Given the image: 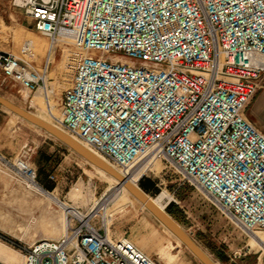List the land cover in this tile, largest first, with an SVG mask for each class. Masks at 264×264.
Wrapping results in <instances>:
<instances>
[{
	"label": "built area",
	"instance_id": "obj_1",
	"mask_svg": "<svg viewBox=\"0 0 264 264\" xmlns=\"http://www.w3.org/2000/svg\"><path fill=\"white\" fill-rule=\"evenodd\" d=\"M23 8L53 52L66 50L72 86L55 118L63 130L122 171L158 156L241 231L264 233V133L246 116L264 77V0H27ZM31 49L25 42L22 54ZM49 58L40 76L0 51V71L32 92ZM28 160L23 151L15 168L44 190ZM99 204L96 213L68 211L63 238L24 247V264H165L127 237L110 238Z\"/></svg>",
	"mask_w": 264,
	"mask_h": 264
},
{
	"label": "rangeland",
	"instance_id": "obj_2",
	"mask_svg": "<svg viewBox=\"0 0 264 264\" xmlns=\"http://www.w3.org/2000/svg\"><path fill=\"white\" fill-rule=\"evenodd\" d=\"M23 2L0 0V51L28 62L42 76L48 56L44 49L51 47L50 41L35 30L33 21L25 13ZM40 40L45 42L43 46L39 45ZM25 42L31 43L29 56L22 54ZM65 54L66 50L63 51L62 47L52 52L51 69L44 82H40L32 92L20 83L5 78L0 71V95L37 117H43V120L59 118L63 93L72 86V71L65 68ZM42 90L49 92L48 98L42 95L38 99ZM23 151H28V162L36 169L43 191L68 204V209L83 213L92 209L96 213L97 203H100L105 211L99 214L107 222L110 238L130 239L128 235L135 233L139 235V243L135 242L139 248L144 251L151 246L147 238L149 235L139 228L146 224L145 215L159 223L150 212L133 197L120 191L73 150L0 105V242L6 246L7 256L17 253V264L25 263L24 247L51 236L54 228L61 227L68 212V209L59 207L58 201H51L35 191L15 168L14 162ZM150 160L146 157L133 170L144 171ZM139 186L151 199H157L166 192L171 200H165V211L218 264H264L263 245L254 243L251 233H244L233 225L165 162L154 161L142 176ZM94 224L100 228L101 218L97 217ZM125 231L127 235L123 234ZM256 234L264 238L261 231ZM53 237L61 238L59 234ZM173 259L170 256L165 262L171 264ZM0 263L7 264L2 259Z\"/></svg>",
	"mask_w": 264,
	"mask_h": 264
},
{
	"label": "water",
	"instance_id": "obj_3",
	"mask_svg": "<svg viewBox=\"0 0 264 264\" xmlns=\"http://www.w3.org/2000/svg\"><path fill=\"white\" fill-rule=\"evenodd\" d=\"M0 105L12 112L13 114L19 116L25 121L31 123L32 125L45 131L64 146L70 148L75 153L85 158L89 163L103 169L110 175L117 178L120 183H124L121 176L116 174L114 170L109 168L105 163H103L96 156L88 152L82 146L77 144L74 140L69 138L60 130L56 129L49 123L45 122L41 118L32 114L31 112L15 105L11 101L7 100L0 95ZM127 189L145 206V208L166 228L168 229L177 239H179L202 264H218L213 259L210 258L207 253H205L193 240V238L177 223V221L166 211L159 208L144 192L134 188L133 186L127 184Z\"/></svg>",
	"mask_w": 264,
	"mask_h": 264
},
{
	"label": "bare ground",
	"instance_id": "obj_4",
	"mask_svg": "<svg viewBox=\"0 0 264 264\" xmlns=\"http://www.w3.org/2000/svg\"><path fill=\"white\" fill-rule=\"evenodd\" d=\"M27 2V0H24L23 5H25V3ZM43 44H45V42L42 40H40L39 45L43 46ZM50 46V45H49ZM45 52H47V58L45 60L44 65L47 62V59L49 58V61L51 62V56H52V50L51 47H49L48 49L45 48L44 49ZM30 60V59H29ZM32 60V59H31ZM49 92H46L45 90H42V93L38 94V99L42 98V95L48 96ZM51 107V106H50ZM16 117H19L17 115H15ZM53 117V115H52ZM43 118V117H42ZM41 118V119H42ZM56 118V117H53ZM22 119V118H21ZM24 120V119H22ZM43 120V119H42ZM52 121H46L45 122L49 123L50 125H52L53 127H55L56 129L60 130L61 132H63L65 135H67L69 138H71L72 140H74L77 144H79L80 146H82L84 149H86L88 152H90L91 154H93L94 156H96L98 159H100L103 163H105L109 168H111L112 170H114V172H116V174H118L119 176L122 177V179L124 180V183H120V181L115 178L114 176L110 175L109 173H107L106 171H104L103 169H100L99 167L93 165L95 168H97L98 172L101 173L103 176L107 177L116 187H118V189L120 191H122L123 193H125L128 196L133 197L137 202L140 203V205L145 209V206L127 189L126 185L129 184L131 186H133L134 188L144 192L140 186H139V182L142 178V176L144 175V173H146V170L151 168L154 161H158L160 160V158L158 156H148L151 158V160L149 161L148 165L146 166L144 171H140L137 172L136 170L134 171L133 168L135 167H131L126 171H122L120 170L117 166L113 165L112 163H110L108 160H106L105 158H103L102 156H100L98 153H96L94 150H92L89 146L85 145L84 143L80 142L79 140H77L76 138L72 137L71 135H69L65 130L62 129V127L54 120L51 119ZM25 121V120H24ZM32 125V124H31ZM34 126V125H33ZM36 127V126H35ZM38 128V127H37ZM48 134V133H47ZM51 136V135H50ZM52 137V136H51ZM55 139V138H54ZM57 140V139H56ZM74 152V151H73ZM80 156V155H79ZM81 157V156H80ZM82 159H84L85 161H87L85 158L81 157ZM145 159V158H144ZM161 161V160H160ZM88 162V161H87ZM89 163V162H88ZM91 164V163H90ZM92 165V164H91ZM155 165V164H154ZM34 187L33 189L35 191H37L38 193L44 195L45 197H47L48 199H50L51 201H55L57 202V198L53 197L52 194H49L45 191H43L42 189L36 187V186H32ZM145 193V192H144ZM146 194V193H145ZM147 195V194H146ZM149 197V196H148ZM151 199V198H150ZM159 208H161L162 210L165 211V200H171V198H169V196L167 195L166 192H164L159 198L157 197V199H151ZM68 209V208H67ZM69 212H74L77 213V211L72 210V209H68ZM148 211V210H147ZM149 212V211H148ZM151 214V213H150ZM160 223V222H159ZM161 224V223H160ZM67 219L66 217L62 220V224L61 227H56L54 228L52 235L44 238L43 240H60L61 238H63V236L66 234V230H67ZM162 225V224H161ZM163 226V225H162ZM164 227V226H163ZM168 230V229H167ZM169 231V230H168ZM170 232V231H169ZM59 234L61 236V238L59 239H55L53 236ZM252 234V233H251ZM253 236H250L252 241L258 245H261L262 242L264 241V238L258 236L256 233L252 234ZM17 237V236H16ZM8 247V246H7ZM6 246L0 242V259L4 260L7 264H17V253L13 252V254H11V257L6 255V251H5ZM11 250V248H10ZM8 251V250H7ZM24 259V258H23Z\"/></svg>",
	"mask_w": 264,
	"mask_h": 264
},
{
	"label": "crops",
	"instance_id": "obj_5",
	"mask_svg": "<svg viewBox=\"0 0 264 264\" xmlns=\"http://www.w3.org/2000/svg\"><path fill=\"white\" fill-rule=\"evenodd\" d=\"M246 116L248 120L261 132L264 133V77L261 79L260 88L250 102ZM145 223L139 228L149 235L151 246L146 247V253L158 256L162 261H169L170 256L174 259L171 264H202L195 255L171 232L160 225L152 217L145 215ZM128 232L123 234L127 235ZM134 243H139V235L132 233L128 235ZM135 243V244H136ZM198 245V244H197ZM199 246V245H198ZM200 247V246H199ZM201 248V247H200ZM247 253H244L246 255ZM168 264V262H165ZM217 263V262H216Z\"/></svg>",
	"mask_w": 264,
	"mask_h": 264
}]
</instances>
